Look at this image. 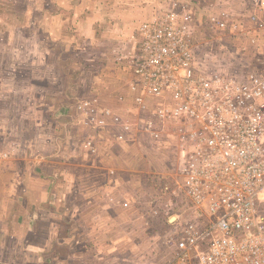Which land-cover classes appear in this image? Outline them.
I'll return each instance as SVG.
<instances>
[{"label": "rangeland", "instance_id": "obj_1", "mask_svg": "<svg viewBox=\"0 0 264 264\" xmlns=\"http://www.w3.org/2000/svg\"><path fill=\"white\" fill-rule=\"evenodd\" d=\"M50 1L0 0V168L9 171L0 172V195L11 189L10 157L31 160L30 171L36 165L39 170L42 157L52 158L54 170L46 201L52 210L42 212L41 209L40 216L45 214L48 219L39 220L37 230L27 237L29 242H35L46 233L50 239L47 264H165L169 253L165 236L174 226L175 215L182 210H179L180 202L174 203L177 208L168 209V213L163 210L153 212V208L154 204H160L156 191L158 179L174 173L173 152L138 131V123L125 132L122 140V135L118 138L116 135L110 147L89 144L95 128L90 121L96 106L89 100L92 93L98 91L103 98L108 96V105L115 107L125 98L123 88L119 86L122 82L117 79L116 86L110 85L107 81L113 77L108 71L110 65L106 67L107 71L102 62L98 67L95 65L99 57L94 61L91 59L96 54L90 43L77 41L74 34L59 32V25L55 26L51 21L55 16L51 10L67 11L69 7H64L62 0ZM249 3L250 0H156L139 25L166 13L183 15L188 12L191 20L187 22L201 46L200 56L207 53L202 58L209 61L208 67L242 74L260 58L254 55L249 44L263 40L264 33L255 31L248 22L242 29L251 28V33L244 32V37L239 38L227 31L216 30L213 18L223 8L234 11L243 5L248 9ZM185 4H188L186 12L181 11ZM174 20L180 23L183 18ZM136 32L138 35V31L132 29L131 40ZM254 37L258 38L252 41ZM65 41L70 43L68 47L64 45ZM118 50L112 56L114 71L123 74L129 82V72L117 59L124 49ZM94 75H98V81L94 80ZM125 84L128 88V83ZM57 92L64 93L71 101L76 96V108L77 96L82 97L79 112L77 109L73 119L83 126L77 135L84 139L82 143L77 137L69 138L66 146L62 145L65 134L72 133L74 126L68 123L70 128L63 131L59 125L62 121L58 114L55 115L60 99ZM125 103L121 112H128L126 118L131 119L132 112L126 111L131 105L127 100ZM98 140L104 142L102 138ZM123 145L128 147L127 151L122 149ZM63 164V169L57 168ZM16 166L15 170L21 173H13L14 183L19 185L16 181L22 183L25 175L30 174H23V164ZM7 204L6 199L0 200V215L5 221L2 222L0 217V231L10 223L13 214H9V208L3 211ZM261 205L264 206V202ZM42 222L49 225L43 226L48 228L43 233L38 231ZM15 231L19 233L17 229ZM7 233L11 234L10 231ZM3 235L0 233V264L18 261L23 264L15 251L24 250L25 245L6 242ZM24 264L34 263L26 261Z\"/></svg>", "mask_w": 264, "mask_h": 264}, {"label": "built area", "instance_id": "obj_2", "mask_svg": "<svg viewBox=\"0 0 264 264\" xmlns=\"http://www.w3.org/2000/svg\"><path fill=\"white\" fill-rule=\"evenodd\" d=\"M249 4L221 9L215 29L242 38L249 22L264 33V0ZM190 18L166 13L139 25L117 57L131 76L132 118L103 115L124 130L138 123L173 152L174 173L158 179L153 208L182 210L165 236V264H264V39L249 44L260 58L242 74L210 69Z\"/></svg>", "mask_w": 264, "mask_h": 264}, {"label": "crops", "instance_id": "obj_3", "mask_svg": "<svg viewBox=\"0 0 264 264\" xmlns=\"http://www.w3.org/2000/svg\"><path fill=\"white\" fill-rule=\"evenodd\" d=\"M65 4L64 7H69L67 11L65 9H57V10H51V14L55 15L54 17H51V21H53V24H56L55 26L59 25V32L65 33L69 35L74 34L73 38H76L77 41H83L84 43H90L91 48H93L95 55V58H91L96 60L99 57L98 64H95L97 67L102 62L104 66L103 69L106 70V67H109V72L112 74V78H107V81L110 83V85L116 86L117 79H121L120 87L123 88V93L125 94L124 101H120L115 107L108 105L109 97L103 98V96H100L101 94L93 92L90 101L95 102V108L93 107V111L95 109L94 115L92 119H90L91 122H93V135L91 136L90 145H95V147L104 144L105 146H109L114 144V141L116 140V135L118 138V135L121 136V140L124 138L125 132L127 130H124L123 127L113 122L109 116H104L102 110L104 109H110L113 113L118 114L122 118L127 119L126 117L129 114L128 112H121L124 111L125 102H129L130 104V93L127 88L128 83L127 79L125 80L123 77V74L116 73L114 70V62L112 59L113 52L115 50H118L119 52L121 49H124L125 51H128L131 49L132 41L131 40V33L132 29L135 28L137 31V27L139 26V23L144 20V13L151 10L152 4L156 0H62ZM47 3H51L50 0H48ZM62 3V2H60ZM151 3V4H150ZM70 4V5H68ZM150 4V5H149ZM188 4L184 5L181 11H188ZM47 7V6H45ZM49 8V7H47ZM186 9V10H185ZM57 14V16H56ZM71 30V31H70ZM48 33H55V31ZM133 36V35H132ZM85 37H88L86 39H89L88 41L84 39ZM137 32L135 33L134 39H138ZM131 40V41H130ZM62 44V41L60 42ZM125 43V44H124ZM60 44V45H61ZM66 47L70 45V43L64 44ZM62 46V45H61ZM65 47V49H67ZM97 57V58H96ZM113 65V66H112ZM114 68V69H113ZM107 71V70H106ZM113 71V72H112ZM109 73V74H110ZM114 74L116 77H114ZM119 76L117 77V75ZM111 77V75H110ZM121 77V78H119ZM131 77V76H129ZM94 80L98 81V75L93 76ZM123 78V79H122ZM129 80V79H128ZM125 82V83H124ZM47 86V85H46ZM127 88V89H126ZM58 98L61 99L60 95L62 96L63 100L60 101L58 99L59 104V110H57L58 118L62 121L59 125L63 128V131L70 128L68 123L70 125H73L74 129H71L73 132H76L75 136L73 135V132L68 134H65V143H63V146H66V142H68L69 138H79L80 143L84 139H80L82 136L79 135V130L83 128L81 122L78 124L76 121H74V115L77 113V109L79 112V100L82 99V97H78V105L76 108L75 101L76 96L73 97V101L67 100L65 98L64 93H58ZM46 97V96H42ZM129 98V101L128 99ZM107 100V102L103 101ZM104 102V104H103ZM124 104V106H123ZM51 104H49L50 106ZM120 106V107H117ZM130 106V105H129ZM128 108V107H126ZM115 109V110H114ZM119 109V110H118ZM99 110V111H96ZM127 111V109H126ZM67 119L66 122H64ZM69 120V121H68ZM73 120V121H72ZM64 122V123H63ZM94 124L96 126H94ZM58 125V126H59ZM79 125V126H77ZM59 126V127H60ZM61 130V129H60ZM70 130V131H71ZM78 131V132H77ZM111 132L109 135L108 133ZM90 137V136H89ZM104 140L99 141L98 139ZM53 138L51 139L49 143V148L52 147ZM106 140V141H105ZM48 143V142H47ZM100 143V144H99ZM48 146V145H47ZM62 146V147H63ZM102 146V145H101ZM128 147L126 145L122 146V149H125L127 151ZM43 162L38 168L36 166L31 167L29 162L31 160L24 159L21 157H10V168L9 170H12L11 173V181L9 188V192H6L4 195H0V200L6 199V201L9 203L6 205V207L3 209L5 211L6 209H10L9 214L13 212L11 215L10 223L5 227V229H2L0 233L4 234L3 236L6 237V242H20L25 245L24 250H16L15 254L18 258L23 259V264L28 261L32 262L34 264H47V259L50 254L48 252L50 247V239L47 238L46 233H44V236L35 242H29L28 236L32 233L34 229L37 230L39 225V220L45 221L46 216L43 214L40 216L41 209L42 212L45 211H51L52 207L50 204H48L46 201L49 198V190H50V178L51 173L54 170V165L52 163V158L48 157H42ZM21 163L23 164V174H30L25 175L24 182L16 181L17 183H20L19 185H16L14 183V174L18 175L21 173L20 170L16 169V164ZM64 164L57 167L58 169H63ZM5 170V169H3ZM0 168V172H9V171H3ZM20 171V173H18ZM14 173V174H13ZM15 184V188H12V186ZM20 202V203H19ZM42 214V213H41ZM2 218L1 221L5 223L3 216L0 215ZM40 218V219H39ZM47 223V222H46ZM42 222L40 225V228L38 231L44 232L48 230V228H45L43 226H49L48 223L46 224ZM18 230L19 233H17L15 230ZM50 229V228H49ZM7 231H15L14 234H8ZM7 233V235H5ZM33 234V233H32ZM3 240V239H2ZM2 242V241H1ZM13 264H21L19 263H13Z\"/></svg>", "mask_w": 264, "mask_h": 264}]
</instances>
